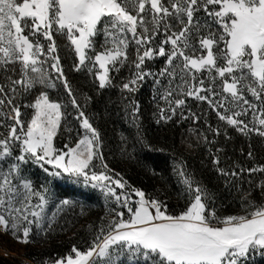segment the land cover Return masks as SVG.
Here are the masks:
<instances>
[{"label":"snow or ice","instance_id":"1","mask_svg":"<svg viewBox=\"0 0 264 264\" xmlns=\"http://www.w3.org/2000/svg\"><path fill=\"white\" fill-rule=\"evenodd\" d=\"M145 86L155 124L187 121L192 139L152 143L137 97ZM94 98L133 129L118 159L105 155ZM253 135L264 148V0H0V233L23 245L77 224L85 233L33 264H256L264 154ZM200 145L234 211L189 169L184 154ZM116 164L161 183L149 189ZM100 201L103 214L88 219Z\"/></svg>","mask_w":264,"mask_h":264},{"label":"trees","instance_id":"2","mask_svg":"<svg viewBox=\"0 0 264 264\" xmlns=\"http://www.w3.org/2000/svg\"><path fill=\"white\" fill-rule=\"evenodd\" d=\"M61 55H64V53L62 52ZM79 75L80 74L77 73H69L70 79L77 84L83 85L84 81L79 79ZM83 91L87 92L88 87L84 86ZM137 97L140 100L141 111L143 112L142 120L144 127L147 129V135L151 138L152 143H154L157 148H167L173 142H179L183 136H189L187 133L189 123L187 121L177 126H173L171 123L164 127L155 124L151 119L153 105L148 86L141 88L137 93ZM88 111L98 113L96 124L99 126L102 136L105 139V155L108 156L110 160L118 159L121 134L130 135L133 129L121 118L122 113L117 115L115 107H111L108 111L104 110L103 98H94L92 103L88 106ZM209 120L213 124L215 123V118L211 114H209ZM198 125L199 122L191 125V127L196 128ZM228 131L232 134L236 146H243L245 151H247L248 140L239 133H234L231 128H229ZM189 139H192V137L189 136ZM251 143L253 145V151L259 160L261 155L264 154V148L261 147L259 139L255 135H253ZM167 155V152H157L152 154V158L160 163V167L163 170L162 175L171 186L175 188L176 180L170 172L171 162L169 161L168 164L164 163V159ZM236 155H239V153ZM184 159L186 160L189 169H195L197 174H202L204 183L207 184L209 188L217 191L221 201H223L230 210L234 211L235 207L232 205V199L229 195L228 189L221 181L215 179V175L212 171H209V158L204 145H200L199 147L185 152ZM114 166L123 168L133 177L134 180L145 183L149 189L153 183H156L157 185L161 183L159 179L152 180L143 177L131 164H116ZM172 203H177L175 197L173 198ZM102 214V207H92L87 211V218L95 219ZM82 222L83 221H81V223ZM84 235L85 233L83 229L77 224L75 227L70 228L68 232L58 234L49 241L23 245L17 243L8 235L0 233V264H26V261L27 264H33L30 259L31 257L41 259L43 257H50L54 253H64L73 243L80 246L82 244L81 237ZM3 252H6L7 255H4ZM256 264H264V258L258 257Z\"/></svg>","mask_w":264,"mask_h":264},{"label":"rangeland","instance_id":"3","mask_svg":"<svg viewBox=\"0 0 264 264\" xmlns=\"http://www.w3.org/2000/svg\"><path fill=\"white\" fill-rule=\"evenodd\" d=\"M63 187L68 192L69 195H71L74 191V188L71 185H64ZM95 207H102V201L98 202ZM3 254L7 255L6 252H3Z\"/></svg>","mask_w":264,"mask_h":264}]
</instances>
